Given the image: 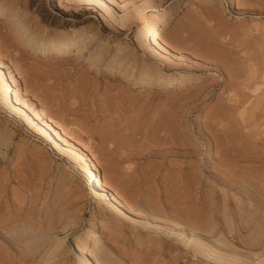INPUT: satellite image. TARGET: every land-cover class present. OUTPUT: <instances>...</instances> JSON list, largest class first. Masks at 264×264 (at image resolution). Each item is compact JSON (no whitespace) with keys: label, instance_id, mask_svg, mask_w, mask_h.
I'll list each match as a JSON object with an SVG mask.
<instances>
[{"label":"rangeland","instance_id":"1","mask_svg":"<svg viewBox=\"0 0 264 264\" xmlns=\"http://www.w3.org/2000/svg\"><path fill=\"white\" fill-rule=\"evenodd\" d=\"M93 1L1 0L0 65L13 93L91 157L133 218L90 197L75 156L35 122L0 108V207L26 214L20 246L29 263L85 264L77 245L94 235V264H264V155H254L264 153V0ZM172 1L182 11L158 36L163 55L142 28ZM73 11L95 18L71 27ZM73 29L85 38L78 46L89 42L81 54L73 46L43 55L23 43L29 33L48 42ZM193 47L234 63L231 89L220 74L155 83L160 70L204 75L188 65L201 54ZM200 94L204 102L187 105ZM45 243L52 250L34 260Z\"/></svg>","mask_w":264,"mask_h":264},{"label":"bare ground","instance_id":"2","mask_svg":"<svg viewBox=\"0 0 264 264\" xmlns=\"http://www.w3.org/2000/svg\"><path fill=\"white\" fill-rule=\"evenodd\" d=\"M85 0H69V2L73 3V6H79L81 3H83ZM89 3H94L93 0H86ZM100 2L104 6H109V0H96ZM185 0H182L184 3V7L187 5ZM190 1V0H186ZM1 3V0H0ZM95 4V3H94ZM1 6V5H0ZM181 3L178 5L177 1L170 2L164 9H161L158 11L153 17L150 18V20L143 26V34L146 33V44L149 48H154V50H157L160 54L165 55L166 51L164 47L158 42V36L168 25L170 19L172 18L173 14L177 12L178 9H180ZM182 9H180V12ZM74 16L71 19L70 26L77 25L80 23H83L87 20V18L94 16H91L89 14H82L78 12H74ZM42 19L47 20L49 22L52 20V15L50 12H46L42 14ZM71 35L69 37H66L63 40H52L48 42H39L37 40L36 36L30 35L26 36L23 39L24 46L33 48L38 52H40L43 55H60V54H67L69 50L73 51V46L78 53H83L84 50L89 45V42H85L84 45L81 44L78 46L79 40L84 38L83 36L76 37L77 35H73L76 33V31L71 30ZM85 40V38H84ZM191 47V46H189ZM192 51L195 52L196 50L194 47L191 48ZM204 50V49H202ZM206 49L202 52H205L202 54L201 50L198 52L200 55L198 56L196 61H190L188 63L189 66L195 68L196 70H200V73H203L204 75H200L198 78L192 77L191 74H181L177 77H169L167 75H161V70L158 71V75H156L155 83L157 84H163L166 83L168 86H174L178 84H183L186 81L189 80H197V79H203V78H216L218 74L222 76V83L225 85L226 88L231 89L232 83L234 80V76L237 77L234 63H230L229 61H226L229 58L219 60L216 56H214L212 53L207 51ZM210 53V54H208ZM101 52H98L94 54L95 58H97ZM195 55V54H194ZM195 55V56H196ZM221 58V57H220ZM188 59H185V61ZM231 61V60H230ZM187 62V61H186ZM232 62V61H231ZM117 68V70L121 69L120 63H114L112 64V68ZM205 71V72H204ZM143 79L151 78L148 73H145L142 77ZM12 75L8 72L4 71L2 66L0 65V108L6 109L9 111H15L16 113H20L25 116V119L29 123H36L37 127L36 129L45 136L50 144L59 151H62V149H65V152H69L70 154L74 155L77 161L79 162L81 169V175L86 179L88 184V190L87 194L92 197L94 200L96 199H105L108 201V203L113 207L115 210H121L124 213H126L130 218H133L132 213L126 208L122 202L119 200V198L115 195V193L111 192V190L101 182V180L97 177V171L95 170V167L93 165V161L91 157L84 152H82L78 147L73 145L72 143H67L62 134L54 128L51 121L48 119H44L42 117V113L35 111L28 105L24 98L18 95H15L12 90ZM143 84V82H141ZM188 98V97H187ZM187 98H185L187 100ZM206 99V96L203 94L195 95L194 97H189V100L186 101L187 105L195 107L200 105L204 100ZM235 105L230 104L227 107H234ZM226 112V111H225ZM224 113L223 109L220 110L216 115H219L221 118H224L225 115H221ZM228 114V113H227ZM248 122V121H247ZM245 122V124L247 123ZM249 123V122H248ZM254 155L262 157L264 155L261 151H256ZM4 211L2 212V209L0 207V247L4 248L9 255L10 258L6 256L2 257L0 256V262L5 261V264H9V261L11 260H17L21 262L22 264H31L29 263L30 260L27 258V254L23 253V248H21L20 243L22 240L25 239L24 234V225L22 222H28L27 216L25 213H23V210H19L17 212L13 211L12 208H9V206L6 204L4 205ZM90 218H96L94 214L90 215ZM177 223V222H175ZM171 224V223H169ZM174 224V223H173ZM171 224V225H173ZM33 229V228H32ZM95 229V225L93 227ZM164 229V228H163ZM162 229V230H163ZM28 230V229H27ZM93 231V230H92ZM170 233L173 235H177L178 237L183 236V232H173L169 229ZM95 239L94 235L88 236V241L83 245V247L80 249L77 245V249L80 253V255H83L85 258V264H94V259L91 256V247L93 246V240ZM52 250V243H45L43 248L40 249V254L38 257H32L34 260H40L44 255H48L50 251ZM11 253H13L11 255ZM32 254V253H31ZM30 254V255H31ZM29 257V256H28ZM32 258H29L32 260ZM33 260V262H35ZM32 262V263H33Z\"/></svg>","mask_w":264,"mask_h":264}]
</instances>
